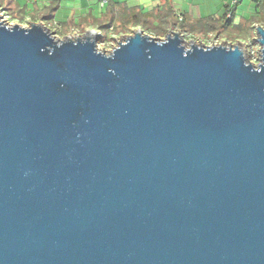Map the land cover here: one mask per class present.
I'll return each instance as SVG.
<instances>
[{"label": "water", "instance_id": "95a60500", "mask_svg": "<svg viewBox=\"0 0 264 264\" xmlns=\"http://www.w3.org/2000/svg\"><path fill=\"white\" fill-rule=\"evenodd\" d=\"M99 34L0 12V264H264V26Z\"/></svg>", "mask_w": 264, "mask_h": 264}, {"label": "crops", "instance_id": "0c3cea01", "mask_svg": "<svg viewBox=\"0 0 264 264\" xmlns=\"http://www.w3.org/2000/svg\"><path fill=\"white\" fill-rule=\"evenodd\" d=\"M230 0H108L106 5L101 6L99 0H0V9L10 15L12 11H19L15 19L28 22H42L50 29L59 32H69L74 29L98 28L102 30L104 24L100 20L104 17L112 18V23L116 21L118 13L123 8L141 10L142 12H155L166 2L170 5L174 17L178 14L183 16L180 20L185 25H190L199 19L215 17V26L218 23H224L227 17L224 15ZM261 4L255 0H239L233 7V16L230 25L226 29L221 28L201 33L191 31L188 36L198 37L205 35L206 38L227 36L235 40L244 39V31L255 24L264 26V0ZM103 9L105 11L103 12ZM245 9L248 15L245 22H242L244 16L239 15V10ZM11 10V11H10ZM243 10H240L242 12ZM178 20V19H177ZM234 25H243L240 32L233 28ZM111 28V27H110ZM178 29L177 27L174 29ZM179 30V29H178ZM249 40V39H248ZM247 40V41H248ZM246 41V40H245Z\"/></svg>", "mask_w": 264, "mask_h": 264}, {"label": "trees", "instance_id": "16d2710c", "mask_svg": "<svg viewBox=\"0 0 264 264\" xmlns=\"http://www.w3.org/2000/svg\"><path fill=\"white\" fill-rule=\"evenodd\" d=\"M167 1V0H161ZM256 1V0H255ZM259 1V4H261ZM228 8H226L227 10ZM226 12V11H225ZM19 11L10 12V16L16 18L15 14H18ZM225 15V14H224ZM233 16V12L231 17ZM231 17L227 18L224 23H218L217 27L215 26V21L217 20L215 17H208L205 19H199L190 25H185L184 22L176 21L174 19V15L172 9L169 4L166 2L161 6V8L155 12H142L141 10L123 8L118 13L116 20L120 19V23L118 26L114 25L110 21L109 26L112 28L114 34L121 33L131 26H140L143 31L150 30L160 35L161 33H165L168 30H174L176 27L184 34H188L189 31L191 33L198 32L201 33L203 31H211L216 29H221L224 26L230 25ZM176 18V17H175ZM156 22V23H155ZM108 26V25H107ZM233 28L238 31L243 30V25H234ZM249 30H253V27H249Z\"/></svg>", "mask_w": 264, "mask_h": 264}, {"label": "rangeland", "instance_id": "374dc122", "mask_svg": "<svg viewBox=\"0 0 264 264\" xmlns=\"http://www.w3.org/2000/svg\"><path fill=\"white\" fill-rule=\"evenodd\" d=\"M120 2H124L126 0H119ZM240 10H243L242 12H240ZM239 10V15L240 16H244V18L242 19V22H245L246 21V18L247 16L245 15H248L246 10L245 9H240ZM11 11V10H10ZM105 11V9H103V12ZM0 12L2 14L5 15V19L7 21V23L9 24H13V23H18V24H21V25H24L26 26L29 22L27 19H15L13 17H11L9 14H7V12H3L2 9H0ZM176 17V16H175ZM174 19L176 21L177 18ZM120 19L118 20H114L113 18V21L115 22L114 25L118 26L120 21ZM110 21H112V18L110 19L109 17H104L100 20V23L104 24V28L102 30V33H101V30L98 29V28H87L86 30L84 29H74L72 31H69V32H59L58 30H53V29H50L51 32H54V36L55 38H60V39H63L64 37H66V35H69V36H74V35H83L85 32H87L89 29H94V30H98L100 32L99 36L96 38V42H97V48L99 50H103V51H108L113 45H116L117 44V40L115 38H117L118 40H122V36L123 35H127V34H131L132 31H134L135 29L137 28H141L140 26L136 25V26H131L129 29L121 32V33H115L113 32L112 28H110L109 24H110ZM156 23V22H155ZM108 25V26H107ZM261 25V24H260ZM263 26V25H262ZM224 29H226L227 27L224 26L223 27ZM142 29V28H141ZM178 30V29H176ZM184 37V44L185 46H188V43L190 41H195V42H198V43H203L205 45H210V44H217V43H224L226 45L228 44H238V45H245L247 44L248 48H250V46L254 47L255 48V51L257 50L258 48V44L256 42V40L254 39V28L253 30H246L244 31V34H245V37L244 39H237L235 40L234 38L232 37H227V36H219V37H210V38H206L205 35H200L198 37H192V36H188L184 33H182L180 30H178ZM145 33H147L148 35L152 36V37H155V38H162L164 37L167 33H170L172 32V30H168L167 32H165L164 34L161 33L160 35H157L156 33H154L153 31H150V30H146L144 31ZM249 39V40H248ZM246 40V41H245ZM248 40V41H247ZM250 50V49H249ZM246 56L252 61V62H256V57H255V53L253 55H251L250 53L247 52V47H246Z\"/></svg>", "mask_w": 264, "mask_h": 264}, {"label": "built area", "instance_id": "2783aa9c", "mask_svg": "<svg viewBox=\"0 0 264 264\" xmlns=\"http://www.w3.org/2000/svg\"><path fill=\"white\" fill-rule=\"evenodd\" d=\"M256 1H259V0H256ZM108 2V0H99V3L101 6H104L106 5V3ZM239 2V0H230L229 3H228V9L226 10L225 12V16L227 18H230L231 15H232V9L233 7ZM176 18L178 19V21L182 20L183 19V16L181 14H178L176 16ZM246 47H247V52L250 53L251 55H253L255 53V57H256V61H257V50L255 51V48L250 46V48H248L247 44H246ZM250 49V50H249Z\"/></svg>", "mask_w": 264, "mask_h": 264}]
</instances>
